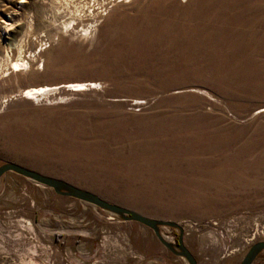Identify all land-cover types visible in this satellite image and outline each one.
Returning a JSON list of instances; mask_svg holds the SVG:
<instances>
[{"label": "rangeland", "instance_id": "rangeland-1", "mask_svg": "<svg viewBox=\"0 0 264 264\" xmlns=\"http://www.w3.org/2000/svg\"><path fill=\"white\" fill-rule=\"evenodd\" d=\"M262 106L264 0H0V167L177 224L198 264H241L264 242ZM0 264L189 263L149 227L8 173Z\"/></svg>", "mask_w": 264, "mask_h": 264}, {"label": "water", "instance_id": "water-1", "mask_svg": "<svg viewBox=\"0 0 264 264\" xmlns=\"http://www.w3.org/2000/svg\"><path fill=\"white\" fill-rule=\"evenodd\" d=\"M8 173H16L18 175H21L25 178L32 180L38 185H42L44 187L53 189L56 194L62 197H69L83 201L85 203L96 206L114 215L121 216L126 221L137 222L146 227H149L154 231L158 240L170 252H172L177 257L186 259L189 264H198L196 258L193 256L190 250L184 245V230L182 227H179L177 224L171 222H162L145 217L136 212L108 203L107 201H104L103 199L99 198L96 195L72 187L62 181L40 175L34 171L25 169L19 165L5 164L0 167V179ZM161 226L174 227L180 230L178 244L169 242L162 236L160 231ZM263 251H264V242H258L254 244L246 254L241 264H253L256 258L258 257V255Z\"/></svg>", "mask_w": 264, "mask_h": 264}, {"label": "bare ground", "instance_id": "bare-ground-1", "mask_svg": "<svg viewBox=\"0 0 264 264\" xmlns=\"http://www.w3.org/2000/svg\"><path fill=\"white\" fill-rule=\"evenodd\" d=\"M133 28L134 27H132V29ZM147 31H148L147 27L144 30L139 28L138 31H136V33L137 34L138 33H145L146 34ZM179 32H181V30H179ZM164 33H166V32L162 30V35ZM165 63H166V60H165ZM10 65H11V69L16 73L22 72V71H24L30 67V66H28V62H25V61L20 60V59L17 61L11 60ZM98 86H100V85L97 82H93V81L88 82V83L75 82V83H70V84L64 85V87L66 89H68L69 91H72V92H76V93L85 92V91L92 89V88L96 89ZM55 88H56V86H48V85L39 86V87H29V88L22 91V98H24L28 101H34V100L37 101V100H39V98L41 96H43V95L45 96L47 93L54 91ZM136 101H137V102H135L136 105L143 103L142 100H136ZM255 112H256V115L264 114V107L262 106V107L257 108ZM225 171L226 170L223 168L220 170H216V171L212 172L210 177L213 176L215 178H218V177L221 178L222 176H224L226 174Z\"/></svg>", "mask_w": 264, "mask_h": 264}, {"label": "built area", "instance_id": "built-area-1", "mask_svg": "<svg viewBox=\"0 0 264 264\" xmlns=\"http://www.w3.org/2000/svg\"><path fill=\"white\" fill-rule=\"evenodd\" d=\"M233 222V221H232ZM228 231V230H227ZM221 237L224 239V238H229V237H233L235 238L236 237V234H231L230 236H227L223 231H221ZM231 240H227V242H230ZM229 245L228 244H224V249L227 251L228 250V247Z\"/></svg>", "mask_w": 264, "mask_h": 264}]
</instances>
